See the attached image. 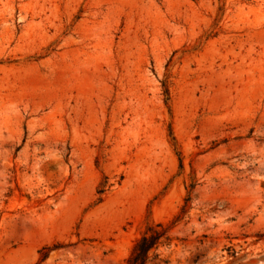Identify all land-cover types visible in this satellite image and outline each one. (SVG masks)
Masks as SVG:
<instances>
[{
  "label": "rangeland",
  "instance_id": "obj_1",
  "mask_svg": "<svg viewBox=\"0 0 264 264\" xmlns=\"http://www.w3.org/2000/svg\"><path fill=\"white\" fill-rule=\"evenodd\" d=\"M156 224L147 264H264V0H0V264Z\"/></svg>",
  "mask_w": 264,
  "mask_h": 264
},
{
  "label": "trees",
  "instance_id": "obj_2",
  "mask_svg": "<svg viewBox=\"0 0 264 264\" xmlns=\"http://www.w3.org/2000/svg\"><path fill=\"white\" fill-rule=\"evenodd\" d=\"M189 198L184 207H188ZM167 227L162 224L148 226L136 241L126 264H147L149 253L167 240Z\"/></svg>",
  "mask_w": 264,
  "mask_h": 264
}]
</instances>
